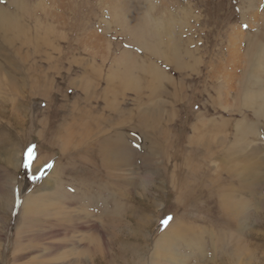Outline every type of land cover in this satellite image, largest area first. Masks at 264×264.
I'll list each match as a JSON object with an SVG mask.
<instances>
[{"label":"rangeland","instance_id":"374dc122","mask_svg":"<svg viewBox=\"0 0 264 264\" xmlns=\"http://www.w3.org/2000/svg\"><path fill=\"white\" fill-rule=\"evenodd\" d=\"M28 1L51 19L44 14L35 28L43 35L31 32L39 47L16 44L23 50L10 58H25L24 68L0 70V264H222L227 257L230 264H264V114L255 110L258 100L245 104L246 93L264 100L262 4L73 0L75 12L64 13L60 0ZM144 7L156 21L137 32L129 20L135 23L133 11ZM31 21L23 24L30 29ZM137 113L148 123L136 129ZM79 118L91 120V137L80 128L66 136L77 134L75 141L91 146L113 139L118 152L130 148L136 161L103 169L91 148L89 160L81 153L74 155L77 163L64 158L60 172V130L71 120L78 125ZM246 157L252 165L243 173L252 187L232 171ZM85 171L98 175L97 182L83 180ZM63 181L71 196L83 200L63 207L48 198ZM33 197L37 212L62 206L79 218L80 228L69 226L70 240L77 242L73 252L56 213L31 217L34 228H27L37 236L25 233L15 248L22 204ZM235 204V212L246 211L230 228ZM82 210L91 216L89 233ZM245 220L247 233L236 236Z\"/></svg>","mask_w":264,"mask_h":264},{"label":"bare ground","instance_id":"6f19581e","mask_svg":"<svg viewBox=\"0 0 264 264\" xmlns=\"http://www.w3.org/2000/svg\"><path fill=\"white\" fill-rule=\"evenodd\" d=\"M127 3L129 0H125ZM253 4H257V7H260L261 4H262V10L264 11V0H252ZM263 2V3H262ZM60 4L63 8V11L65 9L69 10L70 12H75V8H76V4L73 2V0H67L66 3H63V0H60ZM253 4H252V7L251 9L253 10ZM64 5V6H63ZM35 7V8H34ZM34 7H31L29 5V1L28 0H0V70L3 69L2 67H7L9 69L8 72L12 73V71H15V72H19L21 71L23 68H24V63H25V58L23 59H19L17 61H14L10 58V55L11 54H19V52H21L23 50V48H18L16 47L17 45L16 44H19V46L22 44L23 47L25 48V45L26 47L29 46V45H33L35 47H39L40 46V39H37L38 37L36 36H33L31 34L32 30L34 31H37L39 33H41L43 35V33L41 31H39L38 29H35L37 26H39V24H41V20L43 18V15L45 14V16L48 18V21L49 19H51V14L45 10L44 8L40 7V6H34ZM112 7V6H111ZM114 11L117 12V11H121V9L119 8L117 10V8L113 7ZM259 10V9H258ZM64 13H66L64 11ZM136 19H135V23H133L132 21L129 20L130 22V27L132 29H134L135 31L137 32H140L141 29H142V26L143 24L145 26L149 25L150 23L152 22H155L156 19L155 18H151V14H150V9L147 8V7H144L143 9H141L140 11H137V10H134L133 11ZM257 13V9H256V12ZM75 14V13H74ZM73 15V14H72ZM71 15V16H72ZM258 17V15H257ZM32 18V21L34 23V26L31 27L30 29L25 27L26 25L23 24V21L25 22V20H27V23L30 24V19ZM264 20V19H263ZM262 20V21H263ZM45 21V20H44ZM43 21V22H44ZM259 21V19L257 20ZM67 23V22H66ZM45 24V23H44ZM43 24V25H44ZM42 25V26H43ZM71 25V24H70ZM74 25V24H73ZM72 26V25H71ZM30 27V26H29ZM74 27V26H73ZM64 28V27H63ZM147 28V27H146ZM47 29H51L50 26H47ZM71 29V28H70ZM74 30V28H73ZM45 33V32H44ZM7 34L11 35L14 37V39H17L19 40L20 42L19 43H16V42H13V40L11 39H8L7 38ZM46 34V33H45ZM43 37V36H42ZM47 40V39H46ZM53 41H55L54 39H52ZM15 41V40H14ZM49 41V40H47ZM49 43V42H48ZM168 45L172 46L174 45V42L172 40H169ZM46 45V44H45ZM150 45L151 47L154 46L155 44L150 40ZM152 50L154 52L158 51L159 48H155V47H152ZM172 64V63H171ZM21 69V70H20ZM115 69V68H113ZM4 70V69H3ZM1 70V71H3ZM4 72V71H3ZM6 73V72H5ZM1 74H3L1 72ZM6 76V75H5ZM11 77V76H10ZM9 77V78H10ZM7 78V77H6ZM12 89V88H11ZM122 96V95H121ZM238 97V96H237ZM245 98L247 99V102L245 101V104L248 103V106L250 105H254L255 106V100H258L259 101V104H258V107H255L256 109V112L257 113H260V114H264V100L260 98H254L253 96L249 95L248 93L245 94ZM238 99V98H237ZM85 101V100H84ZM235 103H239V102H235ZM244 103V102H243ZM135 108L139 106V103H135ZM75 107V106H74ZM87 107V106H86ZM111 108V107H110ZM253 108V106H252ZM74 109V108H73ZM82 110V109H81ZM87 110V109H86ZM77 111V110H76ZM74 111V112H76ZM143 113V112H142ZM72 115V114H71ZM86 115V114H85ZM88 115V114H87ZM138 117H134L138 120V122H134V126L135 128H139L145 124L148 123V119L145 118L140 114V113H137ZM255 115V114H254ZM74 116V115H73ZM81 116V115H80ZM133 115H131L132 117ZM76 118V117H75ZM99 118V117H98ZM105 119V118H104ZM83 118H79V123L78 125L76 124V120H71V123L70 124H66L64 125L63 124V127L62 129L60 130V137L57 141V145H58V149L60 150V156H61V160L59 161V164H58V170L60 168V172H61V169H63L64 164H60L61 161L65 160L64 158H69L68 161L69 162H75L77 163V160L74 158L75 154H80L81 156H84V157H87V160L88 159V156L89 154L91 153V148H94V150L96 151V153L100 156L101 155V159H102V162L100 164V166L105 169L107 168L108 166L110 167V170L111 169H117L118 167H121V166H124L130 162H134L136 161L137 157H135L133 155V150L130 149V148H126L124 149L123 151L121 152H118V141H115L113 142L111 139L110 142H107L105 144H103L102 142H98L97 145H93L91 146V141L89 142H85V141H82V142H77L75 141V138H79V135L77 134H74L72 133V136H66L67 132L71 131V130H75V129H78L80 128L82 131H83V136H86V137H91V120L90 122H87V121H84L82 122ZM133 120V119H132ZM69 122V121H68ZM103 122V121H102ZM140 123V124H139ZM243 123V122H242ZM139 124V126L137 125ZM150 125V124H149ZM146 126V125H145ZM135 129V130H136ZM241 130V129H240ZM59 132V131H58ZM135 135V134H134ZM115 140H117L116 138H114ZM4 143V142H3ZM236 144V143H235ZM234 144V145H235ZM240 145V144H239ZM246 147H248V143L245 144ZM109 148V149H108ZM235 148L237 149V147L235 146ZM234 148V149H235ZM254 151V150H252ZM236 152V151H235ZM100 153V154H99ZM7 154V153H6ZM238 154V153H236ZM252 154V153H251ZM67 156V157H66ZM253 156V155H252ZM77 157V156H76ZM248 158V160H247ZM81 159V158H80ZM10 158H9V154L6 155V160L5 162H9ZM91 160V159H90ZM251 157H246V160L244 161V165L242 164V167H240V169L236 170V166L233 167V175H235V179L239 180V181H242L244 182V185L245 187H252V184H251V179L247 176H244V173L243 171H248L249 170V166L248 165H252L251 164ZM67 161V160H65ZM64 161V162H65ZM67 161V162H68ZM83 161V160H82ZM140 161H143V157L142 159H140ZM66 162V163H67ZM90 162V161H89ZM10 164V163H9ZM79 164V163H78ZM245 164L247 166H245ZM255 165V163H253ZM8 165V164H7ZM64 165V166H63ZM84 165V164H83ZM88 165V164H87ZM90 165H91V162H90ZM69 166V164L67 165ZM74 166V165H73ZM96 166V165H95ZM94 166V167H95ZM99 166V165H98ZM148 166V165H147ZM91 168V166H89ZM89 169V168H88ZM93 169V168H91ZM90 169V170H91ZM96 169V168H95ZM71 170V169H70ZM89 170V171H90ZM98 170L99 173L102 174V177H103V171L101 169H96ZM236 170V171H235ZM89 171H85V175L81 176L83 177V180L87 179L89 180V182H95L97 180V176L98 175H93V170L92 172V175H91V172ZM59 172V171H58ZM63 172V171H62ZM106 172H108V170H106ZM62 174V173H61ZM251 176V174L249 175ZM114 177V175H113ZM255 177V176H254ZM6 178V177H5ZM99 178V176H98ZM116 179V176L114 177ZM102 179V178H101ZM108 180H110L111 182L113 181L116 182L114 179L111 178V176L108 174V177H107ZM62 180V179H61ZM86 180V181H87ZM119 180V178H118ZM66 181V180H65ZM49 181L46 180L42 183V185H45L46 183H48ZM57 182V181H56ZM75 182V181H74ZM97 182V181H96ZM80 184V183H79ZM90 184V183H89ZM88 184V185H89ZM257 184V183H256ZM243 185V187H244ZM255 185V184H254ZM5 186V185H4ZM70 186V185H69ZM9 187V186H8ZM64 181L61 183V184H56V191H54L52 194H50L48 196V198H51V199H55L56 203L62 205L63 207L64 206H73L72 203H74L75 199L76 200H83L82 198H80L79 196H71L69 194V192L67 191V188L65 187L64 189ZM86 190V189H85ZM88 190V189H87ZM90 190V189H89ZM64 191V192H63ZM85 192V191H83ZM73 193H75V190H73ZM81 193V192H80ZM81 194H84V193H81ZM90 193H88L87 195H89ZM256 194V193H254ZM86 195V194H85ZM91 195V194H90ZM256 196V195H255ZM254 198V197H253ZM37 199V197H33L31 200L30 198H28L27 200L24 201V203L22 204V221H23V224L22 226L18 229L17 231V234H16V241H15V248L16 249H19V241L23 240L22 238L25 237V233H28L29 236H34L32 239H34L36 236H37V233L35 232L34 235H31V231L33 230H30L29 231V228L28 227V223L31 221V217H45V218H49L50 216H52L53 214H57L59 217H58V220H56V223L60 224L59 226V229L60 231L62 230L63 232H60V235L61 234H66L68 233L67 236V239H68V243L70 244V249L71 250L70 252H73V249L75 248L76 246V241H73V240H70L72 238V236H70L73 232H72V228H80V226H78V222H79V218L77 217H73L71 216L70 212H66L62 206H59V208L57 210H50V212L48 210H44L42 212H37V207H35L34 205V201ZM254 202V201H253ZM68 204V205H66ZM237 206V204H235V206H233L232 209H229L230 210V218L233 219L232 221H227L226 222V225L229 226L230 228L233 227L235 224H236V219L237 220H240L241 219V216L245 214V206H243L242 210L240 212H235V207ZM248 206L251 208L250 204H248ZM249 208V210H250ZM260 207H258L259 209ZM114 209H116L118 211V209H120L119 207H115ZM83 211V210H82ZM251 212V210H250ZM248 214V221L251 222V220L253 219L252 215V212ZM83 215H80L81 219L82 220H85L86 223L88 225H90V228L88 231L86 232H90L91 231V216L86 213L85 211H83ZM118 214V212H117ZM78 216V215H77ZM33 217V218H34ZM79 217V216H78ZM256 218V216H255ZM80 219V220H81ZM223 219V218H222ZM255 220V219H254ZM257 220V219H256ZM255 220V221H256ZM247 220L243 221V222H240L238 224V226L236 227V231H235V235L237 236H244L245 235V232L247 233V230H245L249 223H248ZM70 222H73V224H75V227L74 225H70ZM214 222V221H213ZM55 223V222H54ZM82 223V222H81ZM80 223V224H81ZM211 223V222H209ZM52 225V223H50ZM84 224V222H83ZM31 225V224H30ZM29 225V227H31ZM87 225V226H88ZM210 225V224H209ZM20 226V225H19ZM33 226V225H32ZM35 226V225H34ZM56 226V225H55ZM71 226V227H69ZM84 226V225H82ZM37 229L38 226L36 225L35 226ZM31 228H34V227H31ZM177 228V227H175ZM34 229V231H36ZM51 229V228H49ZM74 229V230H75ZM38 230V229H37ZM71 230V232H70ZM78 230V229H77ZM82 230V229H81ZM242 230V232H241ZM33 231V232H34ZM32 232V233H33ZM51 232V231H50ZM248 232H252V229H250ZM57 233H59V231L57 230ZM84 233V232H83ZM221 233V232H220ZM75 234V233H74ZM79 234V233H78ZM87 234V233H86ZM217 234V232H216ZM215 234V235H216ZM44 235V234H43ZM57 234L55 233V236ZM80 235V234H79ZM218 235V234H217ZM222 235V234H220ZM230 235V234H229ZM249 237L252 238V233H248L247 234ZM46 236V234H45ZM48 236V235H47ZM65 236V235H64ZM65 236V237H66ZM233 236V235H232ZM89 235H87V238L89 239ZM217 237V236H216ZM231 237V236H230ZM41 239V238H40ZM38 239V240H40ZM233 238H229L227 240L228 243L229 242H233L232 240ZM235 239V238H234ZM37 240V239H36ZM221 240V239H219ZM218 240V241H219ZM226 239H224L225 241ZM33 241V240H32ZM72 241V242H71ZM37 242V241H36ZM79 242V241H78ZM242 242V241H241ZM227 243V242H226ZM230 243V244H231ZM238 243H240L238 241ZM53 244V243H52ZM67 244V243H66ZM246 244V243H245ZM224 245V243H223ZM56 246V245H55ZM68 246V245H66ZM78 246V245H77ZM225 246V245H224ZM243 246V245H242ZM46 247V246H44ZM222 247V246H221ZM237 247V246H236ZM35 248V247H34ZM56 248V247H55ZM61 248V247H60ZM65 247L61 248V249H64ZM243 248V247H242ZM247 248V247H246ZM33 249V248H32ZM48 249V248H47ZM67 249V248H66ZM245 249V247H244ZM22 250V249H21ZM49 250V249H48ZM68 250V249H67ZM81 252V251H80ZM62 253V252H61ZM84 253V252H83ZM68 254V253H67ZM80 254V253H78ZM69 255V254H68ZM75 255V254H73ZM234 255V254H232ZM237 255V254H235ZM63 256V255H62ZM65 256V255H64ZM23 257V256H22ZM68 257V256H67ZM232 258V257H231ZM231 258H225L224 262L222 264H230L231 262ZM69 259V258H68ZM224 259V258H223ZM65 260V259H64ZM42 261V260H41ZM45 262V261H43ZM42 262V263H43ZM40 263V264H42ZM64 263V262H63ZM44 264V263H43ZM67 264V263H66ZM71 264H78V261H75L72 260L71 261ZM87 264H90V263H87ZM233 264V263H232Z\"/></svg>","mask_w":264,"mask_h":264},{"label":"snow or ice","instance_id":"6c2138e0","mask_svg":"<svg viewBox=\"0 0 264 264\" xmlns=\"http://www.w3.org/2000/svg\"><path fill=\"white\" fill-rule=\"evenodd\" d=\"M170 219V218H169ZM167 221H165V223H166Z\"/></svg>","mask_w":264,"mask_h":264}]
</instances>
